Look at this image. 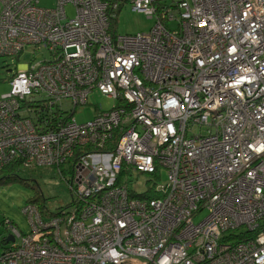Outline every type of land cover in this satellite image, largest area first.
I'll return each instance as SVG.
<instances>
[{
	"label": "built area",
	"instance_id": "1",
	"mask_svg": "<svg viewBox=\"0 0 264 264\" xmlns=\"http://www.w3.org/2000/svg\"><path fill=\"white\" fill-rule=\"evenodd\" d=\"M129 1L155 19L148 31L110 33L121 0H0V56L49 53L16 68L0 96V169L86 148L68 185L74 210L25 204L30 230L8 223L17 240L1 263L264 264V0ZM94 88L114 103L78 122L72 108ZM32 92L72 113L36 131L19 117ZM160 168V197L131 196L130 176Z\"/></svg>",
	"mask_w": 264,
	"mask_h": 264
},
{
	"label": "rangeland",
	"instance_id": "2",
	"mask_svg": "<svg viewBox=\"0 0 264 264\" xmlns=\"http://www.w3.org/2000/svg\"><path fill=\"white\" fill-rule=\"evenodd\" d=\"M40 6L51 7L54 5V0H40ZM66 12L68 17L75 14V7L73 4H67ZM155 19L149 18L143 12L134 10L129 0L123 2L118 15V34H136L138 32L148 31L154 24ZM169 27L175 28L176 22H168ZM48 60L49 53L43 46L37 48L34 45H26L23 52L19 55L18 60L11 56H0V96L7 93L9 90V79L13 72L22 63H28L31 60ZM114 101L102 95L96 88H94L87 96V104L78 105L73 116L78 122H85L92 118L98 110H105L113 105ZM62 110H70L72 105L69 102H62ZM21 143V141H19ZM53 162L46 164H38L35 166H28L26 169L17 171L16 179L8 183L0 184V239L11 236L8 229L3 224V221L10 220L22 231L26 232L29 229V224L26 216L22 213V208L28 203L27 200L36 196L37 191H40L46 202V207L51 211L56 208L66 205L71 195L69 193L66 183L56 174V170L52 168ZM63 165L65 163H59ZM166 170L160 168L159 178L156 176L142 173L138 176H130V181H135L132 187L135 192H141L145 189L147 184L156 183L164 184L166 182ZM155 177V179H154ZM133 196L132 192L130 193ZM134 197V196H133ZM155 198H158L155 197ZM154 199V198H152ZM209 200V197H207ZM206 211H202L195 216L194 221L197 222L203 218ZM240 227L236 232L243 230ZM13 239V237L11 238ZM1 250V248H0ZM70 255L79 256L81 253L74 245L70 246Z\"/></svg>",
	"mask_w": 264,
	"mask_h": 264
},
{
	"label": "trees",
	"instance_id": "3",
	"mask_svg": "<svg viewBox=\"0 0 264 264\" xmlns=\"http://www.w3.org/2000/svg\"><path fill=\"white\" fill-rule=\"evenodd\" d=\"M125 1L126 0H121V4L119 5L116 12L113 13L112 11H110V13H111V15L109 16L110 33H112L113 35H116L117 29H118V23H117L118 11H119L121 5L123 4V2H125ZM163 4H166V3H163ZM170 5L173 6L174 4L170 3ZM20 54L12 56V57H14L18 60ZM35 61H37V60H35ZM31 62H34V61L31 60L28 63H31ZM9 89H10V84H9ZM47 100H48L47 94L46 93L42 94V92L41 93L32 92L30 95H27L23 99L18 100L19 109H20L19 117L29 119L35 125V130L38 132H41V133H44V132L49 131L51 129L52 130L57 129L58 126L61 125L60 122L66 121L68 115L72 113L71 110H65L64 111L61 108V110H59V112H58V108L54 109V108L48 107L45 104ZM77 106H75V108H72V109L74 111H76ZM98 111H96V113ZM85 149L86 148H80L79 146H77L72 151V154L69 157H67L64 166L60 165V164H56V165L53 164L52 165V168H54L56 170V174L61 178V180H63L66 183L67 187L69 185V180H70V177L72 174L73 163L75 162V158L77 156H79L80 154L84 153ZM34 166L36 167L37 165H34ZM23 169H25V168H23L22 161H20V160L10 161V163L8 165L6 164L3 168L0 169V184L14 181L17 178L16 177L17 171H20ZM153 175L156 176L157 179L159 178L158 174H153ZM154 179H155V177H154ZM155 186H156V179L153 181V183L147 184L145 189L141 192H135L134 193L135 190L132 186H130V188H132L130 190H131L133 196L137 197V198L150 199V198H155L157 196L160 197L161 193H159L158 191L155 190ZM68 190H69V193L71 195L70 201L66 205H63V206L56 208L54 211H51L48 207H46L45 199L43 198V195L40 191H37V194L34 198L29 199L27 201L36 204L39 207V210L43 216H46V214H48V213H50L51 215H55L59 211H62V210L70 211L72 209V207H74L75 204H77L78 199L76 198V196L74 194H71L72 191L69 189V187H68ZM73 210H71L69 213H71ZM9 222L13 223L10 220H5V221H3V224H5V227L8 229L9 233H11V230L8 226ZM29 230H30V226H29L28 231ZM20 231L24 232L21 229H20ZM7 238L2 237L0 239V248H1L0 259L3 255V253L7 249L15 247L14 239L17 240L16 237L14 236V239H9V238L7 239ZM0 264H2L1 261H0Z\"/></svg>",
	"mask_w": 264,
	"mask_h": 264
},
{
	"label": "crops",
	"instance_id": "4",
	"mask_svg": "<svg viewBox=\"0 0 264 264\" xmlns=\"http://www.w3.org/2000/svg\"><path fill=\"white\" fill-rule=\"evenodd\" d=\"M25 64H26V63H22V64H20V65L18 66V68H19V67H25ZM9 239H11V238H9Z\"/></svg>",
	"mask_w": 264,
	"mask_h": 264
},
{
	"label": "water",
	"instance_id": "5",
	"mask_svg": "<svg viewBox=\"0 0 264 264\" xmlns=\"http://www.w3.org/2000/svg\"><path fill=\"white\" fill-rule=\"evenodd\" d=\"M8 238H12V236H8ZM8 238H7V239H8Z\"/></svg>",
	"mask_w": 264,
	"mask_h": 264
}]
</instances>
